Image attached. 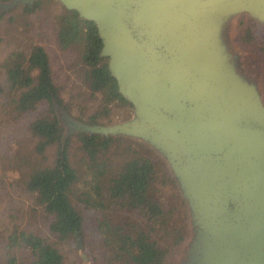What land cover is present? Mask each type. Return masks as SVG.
Masks as SVG:
<instances>
[{"label": "water", "instance_id": "water-1", "mask_svg": "<svg viewBox=\"0 0 264 264\" xmlns=\"http://www.w3.org/2000/svg\"><path fill=\"white\" fill-rule=\"evenodd\" d=\"M36 1L0 2V16ZM57 2L95 24L132 106L124 120L90 125L56 104L62 144L73 133L123 137L162 159L189 226L175 264H264L263 68L233 37L241 14L264 25V0Z\"/></svg>", "mask_w": 264, "mask_h": 264}, {"label": "trees", "instance_id": "trees-1", "mask_svg": "<svg viewBox=\"0 0 264 264\" xmlns=\"http://www.w3.org/2000/svg\"><path fill=\"white\" fill-rule=\"evenodd\" d=\"M5 1L9 0H0ZM53 2L56 3L54 0H37L31 8L25 6L21 11L26 15L33 14L43 4ZM54 19L58 46L67 49L81 44L83 81L92 97L94 94L102 96L103 107L100 112L90 115L87 120L73 118L90 125H104L110 122H100L99 118L108 116L110 104L117 103L131 110L130 103L118 93L107 60L100 57L102 43L95 24L79 18L75 11L63 6ZM251 40L250 32L241 36V41ZM261 54L264 64V47L261 48ZM6 78L10 89L15 91L10 102L16 112L33 111L41 103L47 105V112L34 119L28 128L31 136L37 139L35 150L38 154H43L51 145H57L56 161L52 166L32 168L25 175L23 183L26 191L50 216L49 231L54 238L75 240L77 236L83 237V219L70 200L79 177L68 160L66 150L71 138L76 137L81 151L88 158L87 168L91 172L89 188L93 196L87 193L84 201L99 211L106 207L97 225L101 243L106 248L105 264H169L172 250L183 241L189 226L187 211L178 189H172L171 196L166 198L153 188L157 172L165 178L162 183L168 180V183L174 184L160 157L146 145L123 137L73 133L65 138L63 145L66 129L60 124L54 106H61L69 115L70 112L62 102L59 88L53 83L49 57L42 46L34 45L26 52L17 50L12 53L6 62ZM2 92L0 87V94ZM122 142L127 145L122 154L135 147L139 150L112 170L108 161L101 156L111 145ZM162 163L164 165L160 170L158 167ZM110 208L119 211L121 217L114 218ZM107 210L110 211L109 215L106 214ZM6 241L9 250L0 264H27L15 256L14 250L22 251L29 260L28 264H63V256L55 243L32 231L14 229Z\"/></svg>", "mask_w": 264, "mask_h": 264}, {"label": "rangeland", "instance_id": "rangeland-1", "mask_svg": "<svg viewBox=\"0 0 264 264\" xmlns=\"http://www.w3.org/2000/svg\"><path fill=\"white\" fill-rule=\"evenodd\" d=\"M56 3L43 4L38 12L23 14L21 8L15 9L0 16V263L4 262L9 248L6 237L11 231L29 230L55 243L63 256V264H86L82 255L86 256L89 264H105L104 252L106 248L101 243V237L97 231L98 220L103 217V211L88 206L85 197L93 192L90 189L91 172L87 168L88 158L80 149L76 137H72L67 147V157L71 166L76 170L79 180L76 182L70 194L73 207L83 219V237H80L81 249L77 248V239L57 240L49 231L50 216L37 204L34 196L26 191L23 183L25 175L32 168L48 167L55 164L57 157V145L47 147L43 154L35 150L37 139L31 136L29 124L37 117L47 112V105L41 103L35 110L18 113L10 100L15 91L11 90L6 78V62L12 53L17 50L28 51L32 46H42L49 57L52 80L59 88L60 97L64 105L69 108L70 116L81 117L87 120L90 115L100 112L103 107L102 96L94 94L92 97L84 79V69L81 60L82 46L75 44L67 49L58 46L55 33L54 17L61 10V5ZM23 8V7H22ZM241 16L236 18V21ZM233 37L239 43L236 49L240 52L254 53L255 62L262 64L263 91H264V64L261 48L264 47V28L257 27L249 20H242L234 28ZM251 33L252 42L241 41V36ZM246 33V34H245ZM243 34V35H242ZM108 116H100L99 121L115 123L124 120L132 114V109L112 103L109 105ZM125 143H116L102 154L101 158L108 161L110 168L115 170L126 158L134 156L138 148H133L122 154L127 148ZM156 159H159L156 156ZM160 160V159H159ZM162 160V159H161ZM164 163L158 168L162 170ZM161 173L157 172L156 184L153 188L168 198L172 189H177L175 181L165 180ZM152 188V189H153ZM177 191V190H176ZM88 193V194H87ZM108 202V200H107ZM116 208V206H113ZM114 218L121 217L119 211H112ZM109 215L110 211L107 210ZM177 246L169 257V264H175ZM15 256L23 259L28 264L29 260L20 250H14Z\"/></svg>", "mask_w": 264, "mask_h": 264}, {"label": "flooded vegetation", "instance_id": "flooded-vegetation-1", "mask_svg": "<svg viewBox=\"0 0 264 264\" xmlns=\"http://www.w3.org/2000/svg\"><path fill=\"white\" fill-rule=\"evenodd\" d=\"M239 16H241V19H239L238 21H235V23H234V28L237 27V26H238V23H239L240 21H242V20H249L251 23L257 24L258 27H262V28H264V25H263V24H260V23H258V22H256V21H254V20L251 19L247 14H241V15H239ZM234 30H235V29H234ZM234 39H235V42L239 43V41H237V38H236L235 36H234ZM187 237H188V233H187V235L184 236V239H183V241L179 244V247H180V245H181L183 242L186 241ZM177 252H178V251H177ZM176 255H177V254H176ZM175 260H176V259H175Z\"/></svg>", "mask_w": 264, "mask_h": 264}]
</instances>
